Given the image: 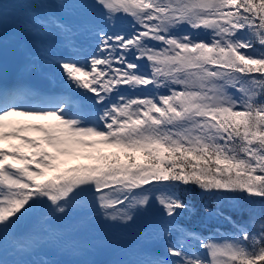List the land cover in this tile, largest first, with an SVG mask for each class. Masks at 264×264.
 Segmentation results:
<instances>
[{"label":"snow or ice","instance_id":"6c2138e0","mask_svg":"<svg viewBox=\"0 0 264 264\" xmlns=\"http://www.w3.org/2000/svg\"><path fill=\"white\" fill-rule=\"evenodd\" d=\"M14 7L21 72L65 87L32 103L0 83V264H96L58 258L93 247L56 227L82 204L123 228L158 211L163 250L110 264H264V0H0V77ZM198 213L231 234L179 223Z\"/></svg>","mask_w":264,"mask_h":264},{"label":"rangeland","instance_id":"374dc122","mask_svg":"<svg viewBox=\"0 0 264 264\" xmlns=\"http://www.w3.org/2000/svg\"><path fill=\"white\" fill-rule=\"evenodd\" d=\"M13 5H23L26 3L39 2V0H12ZM7 7V6H5ZM12 10V13H11ZM28 10L23 7H14L9 9L8 34H9V53L7 60V71L11 70L8 66L13 64L14 73L17 77V82L14 85H20L26 91L32 93V97L41 98L48 88L56 86L59 89H64L61 78L51 79L46 73L47 68L40 71H25L21 72V68L25 63L24 56L18 57L17 54L23 55L17 49V44L13 42V36L16 34L18 25L23 24L27 19ZM64 19L68 22H77L78 16L71 13H62ZM22 38V42L26 46H31V39L28 38L27 43ZM53 44H58V38L50 41ZM7 72L0 80L6 81ZM62 91V90H61ZM38 92V93H37ZM46 97V95H43ZM114 151V150H109ZM78 163H86V161H75ZM148 220L144 221L139 227L123 228L111 223H105L102 218L97 217L91 206L82 204L76 211L68 217L56 224H65L67 228L60 225L57 229L65 234L66 242L76 241L80 244H91L93 247L85 249L82 255H60L58 258L64 261H82V260H98L102 259L105 264H110L114 260L134 259L137 254L142 251H150L149 246L154 243H159L153 238L155 232L153 228V219L150 214L147 215ZM116 232L115 236H111V232ZM228 235L218 236L217 238L227 237ZM160 244V243H159ZM50 255L52 249H45ZM151 252V251H150ZM56 255V253H55Z\"/></svg>","mask_w":264,"mask_h":264},{"label":"trees","instance_id":"16d2710c","mask_svg":"<svg viewBox=\"0 0 264 264\" xmlns=\"http://www.w3.org/2000/svg\"><path fill=\"white\" fill-rule=\"evenodd\" d=\"M87 162L88 161H86V163ZM185 199H191L196 204L198 209L203 204L214 206V198L208 197V196L201 198L198 189H194L190 197H185ZM241 203H242V206L245 208L251 207L255 209L257 214H259L262 211L259 207L260 201L258 198L252 201L242 200ZM224 211L229 212V208L225 206ZM153 212L154 213L156 212L158 214V211L156 209H154ZM230 214L233 216V219L237 221L247 219L246 213L243 216H241L237 212H231ZM179 223L184 224L190 228H194L196 231L204 233L205 235H210L215 232H218L220 235H230L232 232L231 224L223 220H218V219L202 220L199 213L196 216L192 217L190 220L185 217H181L179 219Z\"/></svg>","mask_w":264,"mask_h":264},{"label":"water","instance_id":"95a60500","mask_svg":"<svg viewBox=\"0 0 264 264\" xmlns=\"http://www.w3.org/2000/svg\"><path fill=\"white\" fill-rule=\"evenodd\" d=\"M155 249H157V251H160V250H159V248H157V247H156ZM100 264H104V263H103V262H101Z\"/></svg>","mask_w":264,"mask_h":264},{"label":"bare ground","instance_id":"6f19581e","mask_svg":"<svg viewBox=\"0 0 264 264\" xmlns=\"http://www.w3.org/2000/svg\"><path fill=\"white\" fill-rule=\"evenodd\" d=\"M30 102L35 103V100L34 101H30Z\"/></svg>","mask_w":264,"mask_h":264}]
</instances>
